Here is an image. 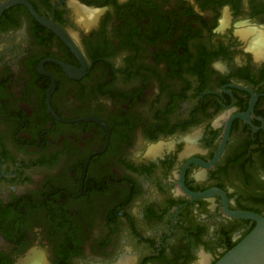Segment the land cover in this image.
<instances>
[{"label": "flooded vegetation", "instance_id": "obj_1", "mask_svg": "<svg viewBox=\"0 0 264 264\" xmlns=\"http://www.w3.org/2000/svg\"><path fill=\"white\" fill-rule=\"evenodd\" d=\"M240 211L264 0H0V264H213Z\"/></svg>", "mask_w": 264, "mask_h": 264}, {"label": "water", "instance_id": "obj_2", "mask_svg": "<svg viewBox=\"0 0 264 264\" xmlns=\"http://www.w3.org/2000/svg\"><path fill=\"white\" fill-rule=\"evenodd\" d=\"M235 215L254 219L257 223L213 264H264V215L246 211L235 212Z\"/></svg>", "mask_w": 264, "mask_h": 264}]
</instances>
